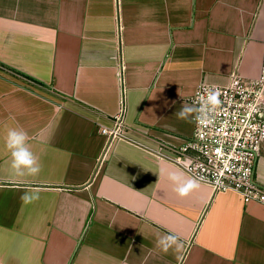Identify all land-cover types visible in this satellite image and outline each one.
Returning <instances> with one entry per match:
<instances>
[{
    "label": "crops",
    "instance_id": "0c3cea01",
    "mask_svg": "<svg viewBox=\"0 0 264 264\" xmlns=\"http://www.w3.org/2000/svg\"><path fill=\"white\" fill-rule=\"evenodd\" d=\"M263 63L264 0H0V264H264V205L180 197L166 159L193 135L176 113L200 84ZM119 120L123 136L102 133ZM10 126L38 175L10 168ZM165 233L183 248L162 251Z\"/></svg>",
    "mask_w": 264,
    "mask_h": 264
},
{
    "label": "built area",
    "instance_id": "2783aa9c",
    "mask_svg": "<svg viewBox=\"0 0 264 264\" xmlns=\"http://www.w3.org/2000/svg\"><path fill=\"white\" fill-rule=\"evenodd\" d=\"M204 87L220 91V106L210 123L201 124L194 114L192 137L166 159L187 176L203 178L201 185L213 192H235L246 203L264 205V187L255 179L264 145V63L253 80L235 71L224 86L200 84L190 104ZM102 133L117 138L124 130L119 120L114 129Z\"/></svg>",
    "mask_w": 264,
    "mask_h": 264
},
{
    "label": "clouds",
    "instance_id": "9594fccd",
    "mask_svg": "<svg viewBox=\"0 0 264 264\" xmlns=\"http://www.w3.org/2000/svg\"><path fill=\"white\" fill-rule=\"evenodd\" d=\"M220 95L218 89L204 87V90L192 103H185L176 115L180 119H189L192 114H195V120L201 124L210 123L221 104ZM30 140L31 137L28 131L19 126L8 127L2 137L3 147L9 153L10 168L16 176H35L41 171L39 157L32 150ZM167 178L172 183L175 193L180 197H185L191 191L198 189L203 182V178L198 179L194 176H187L180 169L169 171ZM22 199L26 203H30L39 199V192L37 190L25 192ZM156 243L164 252H167L173 246L177 251H180L184 245V241L176 233H165L157 239Z\"/></svg>",
    "mask_w": 264,
    "mask_h": 264
}]
</instances>
